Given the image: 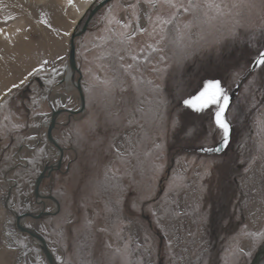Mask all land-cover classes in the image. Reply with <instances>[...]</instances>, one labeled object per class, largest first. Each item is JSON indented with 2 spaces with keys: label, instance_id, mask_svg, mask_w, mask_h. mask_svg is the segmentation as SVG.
<instances>
[{
  "label": "rangeland",
  "instance_id": "374dc122",
  "mask_svg": "<svg viewBox=\"0 0 264 264\" xmlns=\"http://www.w3.org/2000/svg\"><path fill=\"white\" fill-rule=\"evenodd\" d=\"M85 1L0 0V264H47L8 212L54 210L33 196L40 160L54 149L44 138L39 154H24L33 166L10 176L19 184L11 195L1 175L13 150H1L10 135L15 146L34 144L50 108H79L70 37L102 0L76 20ZM172 3L113 0L75 38L84 110L65 129L62 115L52 137L78 160L64 177L54 173L59 212L25 222L57 264H254L258 256L264 264V66H254L264 52V0H194L188 13V0ZM208 81L229 97L231 135L218 153L202 151L222 140L216 106L197 113L183 104Z\"/></svg>",
  "mask_w": 264,
  "mask_h": 264
},
{
  "label": "flooded vegetation",
  "instance_id": "af4514ba",
  "mask_svg": "<svg viewBox=\"0 0 264 264\" xmlns=\"http://www.w3.org/2000/svg\"><path fill=\"white\" fill-rule=\"evenodd\" d=\"M79 108H80V105H79ZM50 111H51V116H50L49 121L45 122L44 124L38 125L36 127V130H35V137L36 138H35L34 144L29 145L27 143H20L17 146H15L17 139L15 138L14 135H10V136H8L7 144L1 150V151H3L2 152L3 153L2 156L4 155L5 152L12 151L13 150L12 153L10 154V157H12V160H13V165L10 168L6 169L4 171V173L1 175V176H3V178H4L5 181L12 183L11 184V188H10V190L8 192V194L10 193V195H11L13 193V190H16V188H18V185L19 184H18V181L15 178H10V176L13 173H15L16 171H21L23 174H24V172H30V171H27V169L28 168H31L33 166V163L31 162V159L30 158H27V157H24V154L31 153V154H33L31 156H35V155L39 154L41 152L43 146L45 145L44 138L48 142L47 144L54 149L52 155L51 156L49 155L48 159L42 158L40 160L41 171H40V173L35 178V182H36L37 179L39 178V176L41 174H43V180L41 181V183L43 181H49L50 182V184L48 185V189L49 190L47 192L48 193L47 195H42L40 193V187H39V198H35L34 197V199H35V205L37 207H40L41 206L42 208H44L45 201L52 202L51 200L48 199V197L53 198V196L51 194H52V191L55 188L54 181H53V179H54V173L57 174V175H60V176H63L64 177L65 175H67L69 173V171L71 169V166L74 165V163H76L77 160H78V153H77L76 149L72 147V145H67V146H64L63 145V146H61L52 137V133L54 131H56L57 128L60 126L59 123L57 122V120L62 115L67 114L68 115L67 123L62 126L63 129L67 128L69 126L70 122L72 121L73 117H74L70 112H75V110L74 111L73 110H66V109H57V110H54V109L50 108ZM14 112L15 113H13V114H15L16 117L21 118V119H24V120H27L28 122L30 121L29 116H27V115L20 116V112H18V111H14ZM54 112H60L59 115L55 119V125H54V128L51 131V137H52V140L54 141L55 144L54 143H51L48 140V138H47V131H48V128H49V122H50L51 117H52V114ZM44 128H45V132H43L44 131ZM28 131H29V127L28 126H25L23 129L20 130L19 134H24V133H27ZM69 154H71L73 157L72 158H69L68 157ZM33 196H34V189H33ZM53 199L58 204V207H56L55 203L52 202L54 204V210L52 212H56V214H57L59 212V208H60L59 207V202L55 198H53ZM124 208L127 210V212L129 213V215L134 214L130 210V208H129L128 205L125 204ZM8 213L13 217V220L15 221V217L16 216H23V215H26V214H32L33 216H38L41 213H51V212H46V211L36 212V211L29 210V211L23 212L21 214H16L15 212L9 210ZM26 220H32V218H29V217L24 218L21 221V223H20L21 226L24 227V228H26V229L35 230L33 227H31L30 224L28 225V224L25 223ZM14 225H15V228H16V222H15ZM35 231L38 234H40L42 237H44L40 232H38L37 230H35ZM49 252H50V250H49ZM262 257L263 256H258L254 260V264H257Z\"/></svg>",
  "mask_w": 264,
  "mask_h": 264
},
{
  "label": "snow or ice",
  "instance_id": "6c2138e0",
  "mask_svg": "<svg viewBox=\"0 0 264 264\" xmlns=\"http://www.w3.org/2000/svg\"><path fill=\"white\" fill-rule=\"evenodd\" d=\"M165 2L169 3V5L172 7H175V4L172 3V0H165ZM208 6L212 7V5H208ZM196 7L197 5L194 3V0H188V7L183 8V12L185 13H188L190 11L194 12L196 10ZM215 7H216L217 15L222 14L220 5L216 4ZM174 20H175V16H173L172 19L163 21V23L172 24ZM190 27L191 24L184 25V28L186 29ZM141 31L144 30L141 29ZM153 51H157V49H153ZM161 59H163V57H161ZM45 63H47V61H45ZM254 66H264V52H261L258 58L254 61ZM125 71H127V69H125ZM132 79L135 80L136 77L133 76ZM103 83L107 84L108 81H103ZM14 87H19V85H14ZM156 90L158 91V89ZM228 103H229V97L221 87L219 81L206 82L203 87V90L200 91V93L197 96H195L194 98L185 99L183 101L185 107L197 113L204 112L206 109H208L211 106H216V111L214 112V124L217 130L222 134V140L218 147L204 148L202 149V151L218 153L223 151L228 146L231 135L230 123L227 121L225 117V111L228 107ZM137 110L139 111L140 109Z\"/></svg>",
  "mask_w": 264,
  "mask_h": 264
},
{
  "label": "water",
  "instance_id": "95a60500",
  "mask_svg": "<svg viewBox=\"0 0 264 264\" xmlns=\"http://www.w3.org/2000/svg\"><path fill=\"white\" fill-rule=\"evenodd\" d=\"M112 1L113 0H102L101 2H99L95 6H93V8L88 10V16H87V19L84 22L82 28L79 31H74L70 37V42H69L70 49H69V56H68L69 81L76 88L77 93H78L79 98H80V108L78 110H76L75 112H70L72 115L80 114L84 110V98H83V92H82V89L80 86V80L78 79L76 82L74 81V74L79 73V71L76 68V63H75V58H74V56H75V38L83 35L87 31V27H88L89 23L91 22V20L93 19V17L95 16V14L99 10L104 8L106 5L111 3ZM59 113L60 112H54L52 114L51 120L49 122V128L47 131V138L51 143H54V141L52 140V137H51V131L54 128L55 119L59 115ZM42 180H43V174H41L39 176V178L37 179V181L34 184V197L35 198H39V186H40ZM48 199L51 200L52 202H54L56 207H58V204L56 203V201L53 198L48 197ZM54 215H56V212L41 213L38 216H33L32 214H26L23 216H16L15 217L17 231L20 233L28 235L32 240H34L38 243V246L41 250L42 255L46 259L47 264H57V263H56L53 255L49 252L43 237L40 234H38L35 230L26 229V228L22 227L20 223L24 218H27V217L32 218L34 220H42L46 217L54 216Z\"/></svg>",
  "mask_w": 264,
  "mask_h": 264
},
{
  "label": "bare ground",
  "instance_id": "6f19581e",
  "mask_svg": "<svg viewBox=\"0 0 264 264\" xmlns=\"http://www.w3.org/2000/svg\"><path fill=\"white\" fill-rule=\"evenodd\" d=\"M92 1L93 0H87V1H85V3H84V5L81 7V8H79V9H77V11H76V14H77V19L76 20H79L82 16H83V14H84V12H85V9L92 3ZM14 30H9L8 31V33H7V35L9 36V38L11 39V41H12V36H13V34H14ZM72 33V32H71ZM73 34V33H72ZM5 35V33H1L0 32V37H2L3 38V36ZM68 76H69V71H68ZM38 221V220H37Z\"/></svg>",
  "mask_w": 264,
  "mask_h": 264
}]
</instances>
